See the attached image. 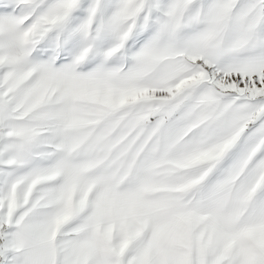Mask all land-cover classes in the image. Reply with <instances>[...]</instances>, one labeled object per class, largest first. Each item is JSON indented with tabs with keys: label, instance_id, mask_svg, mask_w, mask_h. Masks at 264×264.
<instances>
[{
	"label": "snow or ice",
	"instance_id": "obj_1",
	"mask_svg": "<svg viewBox=\"0 0 264 264\" xmlns=\"http://www.w3.org/2000/svg\"><path fill=\"white\" fill-rule=\"evenodd\" d=\"M0 264H264V0H0Z\"/></svg>",
	"mask_w": 264,
	"mask_h": 264
}]
</instances>
